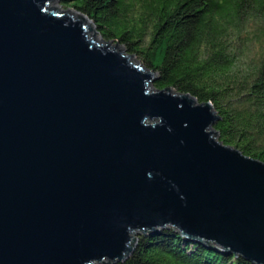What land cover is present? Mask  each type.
Returning a JSON list of instances; mask_svg holds the SVG:
<instances>
[{
	"label": "water",
	"instance_id": "1",
	"mask_svg": "<svg viewBox=\"0 0 264 264\" xmlns=\"http://www.w3.org/2000/svg\"><path fill=\"white\" fill-rule=\"evenodd\" d=\"M51 1L0 0V264L119 262L167 226L264 264V163Z\"/></svg>",
	"mask_w": 264,
	"mask_h": 264
},
{
	"label": "trees",
	"instance_id": "2",
	"mask_svg": "<svg viewBox=\"0 0 264 264\" xmlns=\"http://www.w3.org/2000/svg\"><path fill=\"white\" fill-rule=\"evenodd\" d=\"M61 2L158 73L156 91L210 102L219 141L264 163V0ZM138 235L128 258L106 264H259L173 226Z\"/></svg>",
	"mask_w": 264,
	"mask_h": 264
},
{
	"label": "rangeland",
	"instance_id": "3",
	"mask_svg": "<svg viewBox=\"0 0 264 264\" xmlns=\"http://www.w3.org/2000/svg\"><path fill=\"white\" fill-rule=\"evenodd\" d=\"M49 7H50V8H53V9H57V10L59 11V14H60V15L64 14L65 11L68 12V11H70V10H71V13H76V10H74L73 8H71V7L68 8L69 6H67V5H63L62 2H61V0H58L57 2L51 1ZM78 15H79V14H78ZM79 17H80V19H84L81 15H79ZM84 20H85V22H87V24L92 25L91 27H93L92 31H90V33H91V37L93 36L95 42H97L98 44H103V45H104L105 42H104L103 38L101 37V35L99 34V30H98V28L96 27L95 23L90 24V22H88L86 19H84ZM85 26H86V25H85ZM89 27H90V26H89ZM109 43H110V42H109ZM117 45H118L117 43H114V42L111 43V46H112L113 48H115ZM261 45H263V41L260 42V43H258V44H256V45H254V51L259 50V48L261 47ZM116 49H117L118 51L122 52V53L125 52V48H124L122 45H119ZM125 53H127V52H125ZM127 54H128V53H127ZM132 62H134L135 65H138V66H139V65H140V66L142 65L141 62H140L136 57H134V56H133V58H132ZM153 85H154V84H153ZM150 92H151V93L156 92V89L154 88V86L150 87ZM215 136L218 137L217 134H216ZM137 236H139V235H138V234H135V235H134V237H137ZM131 245H132V244H131ZM106 263H109V262H108V261H102V262H98V263H95V264H106Z\"/></svg>",
	"mask_w": 264,
	"mask_h": 264
},
{
	"label": "bare ground",
	"instance_id": "4",
	"mask_svg": "<svg viewBox=\"0 0 264 264\" xmlns=\"http://www.w3.org/2000/svg\"><path fill=\"white\" fill-rule=\"evenodd\" d=\"M88 22H89V21H88ZM84 23H85L86 26H87V25L90 26V27L92 26V25L87 24V22H85V20H84ZM90 24H92V23L90 22ZM91 31H92V30H91ZM89 34H90V37H91V33H90V31H89ZM92 37H93V36H92ZM93 39H94V37H93Z\"/></svg>",
	"mask_w": 264,
	"mask_h": 264
}]
</instances>
